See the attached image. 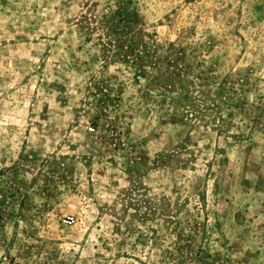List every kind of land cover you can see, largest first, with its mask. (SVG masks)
<instances>
[{"label":"rangeland","instance_id":"1","mask_svg":"<svg viewBox=\"0 0 264 264\" xmlns=\"http://www.w3.org/2000/svg\"><path fill=\"white\" fill-rule=\"evenodd\" d=\"M0 264H264V0H0Z\"/></svg>","mask_w":264,"mask_h":264},{"label":"built area","instance_id":"2","mask_svg":"<svg viewBox=\"0 0 264 264\" xmlns=\"http://www.w3.org/2000/svg\"><path fill=\"white\" fill-rule=\"evenodd\" d=\"M66 223H72V218H68V220L65 221Z\"/></svg>","mask_w":264,"mask_h":264}]
</instances>
